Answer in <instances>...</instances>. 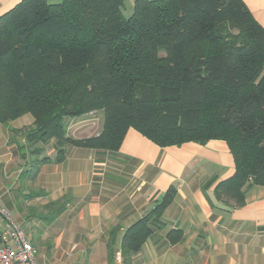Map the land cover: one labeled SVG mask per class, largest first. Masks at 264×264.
Masks as SVG:
<instances>
[{
	"label": "trees",
	"instance_id": "obj_1",
	"mask_svg": "<svg viewBox=\"0 0 264 264\" xmlns=\"http://www.w3.org/2000/svg\"><path fill=\"white\" fill-rule=\"evenodd\" d=\"M125 1L22 0L0 17V124L34 118L16 131L30 161L23 178L72 147L118 152L134 129L161 148L225 142L235 174L217 199L244 207L249 189L264 187V27L243 0H136L128 18ZM94 112L104 115L98 136H68L67 120ZM53 141L55 157L44 156ZM176 195L171 188L127 231L125 261L164 227ZM69 202L48 205V223Z\"/></svg>",
	"mask_w": 264,
	"mask_h": 264
},
{
	"label": "crops",
	"instance_id": "obj_2",
	"mask_svg": "<svg viewBox=\"0 0 264 264\" xmlns=\"http://www.w3.org/2000/svg\"><path fill=\"white\" fill-rule=\"evenodd\" d=\"M21 1L0 0V17ZM135 1H125L130 16ZM243 2L264 27V0ZM33 124L31 115L0 124V207L25 230L38 264H264V187L250 188L242 208L217 199L218 185L235 174L225 142L161 148L130 129L118 152L72 147L64 162L44 165L31 181L23 178L30 165L21 156L26 140L16 131ZM103 125L102 112L69 119L68 136L95 137ZM55 155L53 141L44 156ZM173 187L177 195L164 212V227L125 261L127 231ZM40 191L41 197L25 198ZM64 198L70 199L66 210L48 223L47 206ZM6 226L0 215V232ZM172 231L182 234L179 242L171 243Z\"/></svg>",
	"mask_w": 264,
	"mask_h": 264
},
{
	"label": "built area",
	"instance_id": "obj_3",
	"mask_svg": "<svg viewBox=\"0 0 264 264\" xmlns=\"http://www.w3.org/2000/svg\"><path fill=\"white\" fill-rule=\"evenodd\" d=\"M0 215L6 220V228L0 232V264H38V252L32 245L25 230L17 223L11 213L0 207ZM116 261L122 262L117 256Z\"/></svg>",
	"mask_w": 264,
	"mask_h": 264
},
{
	"label": "rangeland",
	"instance_id": "obj_4",
	"mask_svg": "<svg viewBox=\"0 0 264 264\" xmlns=\"http://www.w3.org/2000/svg\"><path fill=\"white\" fill-rule=\"evenodd\" d=\"M60 2H62V0H57V1L50 0V1H49L50 4H57V3H60ZM127 10H128V9H125L123 13H124L125 17L128 18L130 15H129V13H128ZM94 113H95V112H94ZM89 115H92V113L89 114ZM86 116H88V115H86ZM86 116H84V117H86ZM81 118H82V117H81Z\"/></svg>",
	"mask_w": 264,
	"mask_h": 264
}]
</instances>
